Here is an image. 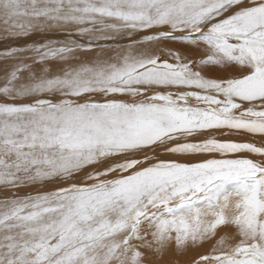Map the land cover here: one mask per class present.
Returning a JSON list of instances; mask_svg holds the SVG:
<instances>
[{"label":"snow or ice","instance_id":"6c2138e0","mask_svg":"<svg viewBox=\"0 0 264 264\" xmlns=\"http://www.w3.org/2000/svg\"><path fill=\"white\" fill-rule=\"evenodd\" d=\"M0 264H264V0H0Z\"/></svg>","mask_w":264,"mask_h":264},{"label":"bare ground","instance_id":"6f19581e","mask_svg":"<svg viewBox=\"0 0 264 264\" xmlns=\"http://www.w3.org/2000/svg\"><path fill=\"white\" fill-rule=\"evenodd\" d=\"M0 35H3V32H0Z\"/></svg>","mask_w":264,"mask_h":264}]
</instances>
